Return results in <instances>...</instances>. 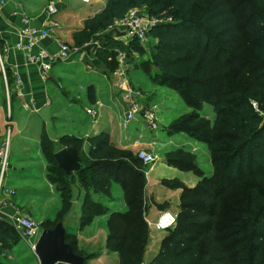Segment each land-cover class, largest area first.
<instances>
[{
  "label": "trees",
  "instance_id": "16d2710c",
  "mask_svg": "<svg viewBox=\"0 0 264 264\" xmlns=\"http://www.w3.org/2000/svg\"><path fill=\"white\" fill-rule=\"evenodd\" d=\"M135 7L160 20L149 32L156 80L176 89L192 109L175 118L169 131L204 142L212 166L206 176L194 155L169 154L168 164L194 171L199 182L184 185L178 223L166 230L162 249L147 264H264V0H108L75 32L76 45H86ZM141 45L107 36L96 55L110 66L116 64L115 50L131 55ZM206 104L214 108L213 122L203 114ZM88 142L94 157L78 137L65 135L58 143L42 137L47 177L61 197L57 212L70 213L79 183L85 190L84 221L109 216L107 247L118 253V264H144L151 230L144 216L142 160L117 147L108 132ZM65 145L84 158V168L72 176L55 158ZM115 184L122 187L127 209L108 213L92 194L108 197ZM12 232L13 225L0 219V249L10 248ZM72 238L77 237L67 232L66 242L87 262ZM0 264L9 263L0 258Z\"/></svg>",
  "mask_w": 264,
  "mask_h": 264
},
{
  "label": "rangeland",
  "instance_id": "374dc122",
  "mask_svg": "<svg viewBox=\"0 0 264 264\" xmlns=\"http://www.w3.org/2000/svg\"><path fill=\"white\" fill-rule=\"evenodd\" d=\"M141 10L148 14L147 8L144 7L141 8ZM76 15L79 16V12L76 13ZM91 43L92 40L89 42L88 46H86L87 43L83 47H74H76L78 51L84 47L88 48H84L83 54L81 55L85 58H90L89 50L91 49L89 48L91 47ZM154 45L155 41L153 37L149 35V39L145 46L141 45V48L137 49L138 51L133 52L131 55H127L126 53L127 65L130 66V72H128L126 76L130 82V87H140L142 89V95H139L138 102H141L142 106L145 108V100L147 99L152 108H156L155 111L148 107L147 111H152L156 114L157 128H150L144 117V120L142 119L141 114H138L135 119L131 121L128 128L122 127L124 130L123 135H125L126 139L131 142L134 141L133 143H135L136 140L140 141L138 145L131 146L132 149L124 148L134 154L133 158L138 156V151L143 147L150 148L149 150H151L156 157V162L154 163L148 165L141 161L142 163L139 164V166H141L140 170H143L146 179L143 192L145 220L147 216L152 220H156L158 214L164 210H170L177 214V216L180 215L183 212L182 195L184 185L187 187H194L199 182V177H197L194 171L184 170L173 164H168V158H170L169 154L171 152L176 153L184 151L194 155L197 160V165L205 172V175L210 176L212 174V166L206 144L192 138L186 133L171 134L169 131L170 124L175 118L184 114H189L192 109L184 103L176 89L160 85L159 81L156 80V74H158L159 71L154 66L152 60ZM72 50L75 52L76 49L73 48ZM70 60L73 59L62 61V63H64L63 65L56 64L53 66V73L56 77L61 79L59 81L61 82L60 85L63 87V90L57 87L55 83L49 84V93L51 94V101L53 103L57 101V103L53 105V109L59 107L63 111V116L60 117L62 119L60 122L51 119L46 120V126L50 137L73 133L75 125L78 123L74 121L78 119L80 114L84 113L87 104L86 92L82 87L90 81L91 75H89V71L86 69L87 66L85 62L78 60V62L66 64V62H70ZM102 69L106 73H109L110 76H114L113 84H117L120 80L117 75L119 70L117 56L116 64L114 63L110 66L104 65ZM115 90L117 96L121 99L120 89L116 86ZM68 92L71 93L67 97L65 93ZM73 97L77 99V102H74V106L71 108L70 98ZM155 101L156 104H152L155 103ZM83 102L85 104H83ZM203 114L212 122L214 121L215 112L211 104L205 105ZM68 129H70V131ZM117 131L121 132L119 128H117ZM40 133L41 126H39V124H35L29 130V135H33L35 139L40 137ZM10 138L11 133L7 135L5 140V144L8 146L9 156L7 161L8 166L6 165L5 169L7 178H12L13 182H15V178L21 180L29 179L28 183L33 186H30L28 189H36L38 191L36 195H34L33 192H27L28 190L22 191L24 194L26 193V201L30 199L37 201L39 204L38 206L42 209V211L35 212L33 210L34 213L32 215L29 213L30 216L42 225V230L54 227L57 219H62L67 232L71 236L77 237L75 239L72 238L71 242L74 243L76 240L80 253L88 256L89 260L86 264H118V253L107 247V237L109 235L107 222L109 216L105 215V217L104 215H100L90 222L84 221L85 218L82 214V206L84 203L85 190L77 183V189L73 191V200L74 202L76 201V207L73 205V209L67 216L60 217L55 210L58 206V210L62 207L57 193L58 191L55 190V188L51 189V184L45 178L40 177H44L45 173L44 160L40 157L41 159L29 160L28 166L24 164L19 166L18 164L21 161L15 160L9 155ZM20 141L21 139H16L14 136L12 139V148ZM147 142L152 143V145L150 146L149 144L146 146ZM86 153L90 157H94V154H91L89 149ZM129 163L132 164V162ZM12 164L18 167L19 171L12 169ZM34 185H36V188ZM14 189L20 192L16 196L21 198V190L17 187H14ZM82 194H84L83 198L81 197ZM122 194V187L119 184H115L113 191L108 197L97 194L92 195L94 199L100 200L105 205L108 213H110L111 211L122 210L126 207ZM4 196L5 193L4 190H2L0 199H3ZM76 208L78 211L75 212ZM149 228L151 230V240L145 255L144 264H147L155 254L162 249L163 239L169 235V231L157 230L151 226H149ZM8 238L11 246L9 249H0V258L9 264H40L38 256L30 248L28 243L23 240L20 232L14 228V232H12Z\"/></svg>",
  "mask_w": 264,
  "mask_h": 264
},
{
  "label": "crops",
  "instance_id": "0c3cea01",
  "mask_svg": "<svg viewBox=\"0 0 264 264\" xmlns=\"http://www.w3.org/2000/svg\"><path fill=\"white\" fill-rule=\"evenodd\" d=\"M107 2L108 0H93L91 4L86 5L82 0H0V54H2L0 60L2 59L6 69L5 75L0 73V151L4 147L7 135L11 133L10 157L12 156L13 159L21 161L18 164L19 166L23 164L28 166L29 160L41 157L45 162V173L44 177H40L45 178L51 184V189L55 188L57 190L55 185L47 177L48 162L42 149V137L44 134L56 143L60 142V139L65 135L78 137L83 141L82 147L86 152L91 148L88 138L102 132H108L111 136V141L119 148L132 149L131 146L140 143L139 140L133 143L134 141H129L123 135L122 120L127 109H125L126 104L122 97L120 99L116 94V84H113L114 76H110L109 73H106L102 69L107 63L100 61L96 55L97 49L104 44L107 36H114L120 39L121 32H118L115 28H110L107 31L97 34L92 39L91 47L89 48L91 49L89 50L90 58H85L81 55L83 54V49L86 47L79 49V51L74 47L77 46L75 43V32L83 29L86 20L100 13L107 5ZM50 4H54L57 7L55 14H49L48 7ZM78 12L79 16L76 15ZM25 17L31 18L30 24L32 26H45L52 21L57 22L59 27L54 37L44 40L42 46L48 51L55 53L60 49L61 43H67L71 48L73 47L76 50L75 52L73 50L69 58L73 60L66 62V64L82 60L86 63V69L89 71V75H91L90 81L82 87L86 92L87 104L84 113L80 114L79 117L76 116L78 119L74 122L77 121L78 123L75 125L73 133L67 131L69 134L57 135V137H50L49 135L46 120L51 119L60 122L62 121L60 117L63 116V111L59 107L53 109V105L57 101L55 103L51 101L49 84L55 83L62 90L63 87L60 85L61 82L59 80L61 79L53 73L54 68H52L49 77L45 79L41 76L38 65L27 64L24 51L18 46L20 43L19 32L24 27L23 20ZM56 64L63 65L64 63L58 62ZM140 90L142 89L140 88ZM70 93H65V96L68 97ZM70 101L72 108L74 102H77V99L73 97L70 98ZM83 104L85 103L83 102ZM152 104H156V101ZM145 105L146 108L149 107L156 111V108L154 107L153 109L147 99L145 100ZM89 109L96 110V115H89ZM35 124L41 126L40 137L37 139L33 135H29L30 128ZM117 128L121 132L117 131ZM68 130L70 131V129ZM14 136L16 139H21V141L17 142L14 148H12V139ZM149 144L150 146L152 145V143L147 142L146 146ZM64 147L73 146L65 145ZM64 147H60L58 150ZM141 149L149 150L150 148L143 147ZM149 151L151 152V150ZM11 167L19 171L15 165L12 164ZM5 176L2 186L5 196L3 199H0V219L10 222V216L13 215L14 208L16 207H20L31 215L35 211H42L37 201L33 199L26 201V193L24 194L22 192L28 190L27 192H33L34 195L38 193L36 189H28L30 186H33L28 183L29 179L21 180L15 178V182H13L12 178H7V173H5ZM34 186L36 188V185ZM14 187L21 190V198L16 196L20 192L14 189ZM75 189H77L76 185L73 191ZM8 191H15V194L10 195L7 193ZM58 195L61 203L60 194L58 193ZM83 195L81 196L82 198ZM75 205L76 201L74 202ZM58 208L59 206L55 210L57 211ZM122 210H126V207ZM76 211H78L77 208Z\"/></svg>",
  "mask_w": 264,
  "mask_h": 264
},
{
  "label": "built area",
  "instance_id": "2783aa9c",
  "mask_svg": "<svg viewBox=\"0 0 264 264\" xmlns=\"http://www.w3.org/2000/svg\"><path fill=\"white\" fill-rule=\"evenodd\" d=\"M85 4H91L93 0H82ZM49 14H55L57 7L54 4H50L48 7ZM24 27L20 30V43L19 48L24 51L27 64L38 65L40 67L41 76L45 79L49 77V74L54 64L62 61H66L70 58L73 50L67 43H61L60 49L52 53L42 46L43 41L54 37L59 25L57 22H50L45 26H32L30 24L31 18H24ZM160 22L156 17H152L149 13L142 12L141 8H132L125 15L124 18L116 21L112 28H115L118 32H121L120 39L125 44H131L132 42H138L142 45H146L149 39L150 30ZM89 43L86 45L88 46ZM2 54H0V58ZM117 60L119 62V70L117 75L119 81L116 86L121 91V97L126 104V111L122 120V126L127 128L132 120L138 114H141L150 128H157V117L154 112H148V108L142 106V103L138 102L139 95H142V90L135 87H130V82L126 76L129 66L127 65L126 53L120 50L116 51ZM0 73L6 74L5 65L2 59L0 60ZM88 113L95 116L96 110L89 109ZM8 146L4 144V147L0 151V193L2 191L3 180L5 176L6 165L8 166ZM138 158L145 164H151L156 162V157L152 152L147 149H140L138 151ZM5 172V173H4ZM10 195H14L15 191H8ZM13 215L10 216V223L13 227L21 233L23 240L28 243L30 248L35 252L36 244L43 232L42 225L37 222L30 214L20 207L14 208ZM146 222L149 226L154 227L157 230L166 231L176 227L178 223V216L170 210H164L160 212L156 220L146 217Z\"/></svg>",
  "mask_w": 264,
  "mask_h": 264
},
{
  "label": "water",
  "instance_id": "95a60500",
  "mask_svg": "<svg viewBox=\"0 0 264 264\" xmlns=\"http://www.w3.org/2000/svg\"><path fill=\"white\" fill-rule=\"evenodd\" d=\"M55 158L68 176L84 168V158L76 148L64 147L55 153ZM66 234L63 221L43 230L35 249L40 264H86L85 257L66 242Z\"/></svg>",
  "mask_w": 264,
  "mask_h": 264
}]
</instances>
